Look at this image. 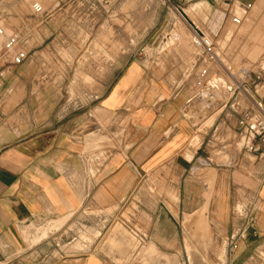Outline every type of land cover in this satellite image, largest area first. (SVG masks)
Here are the masks:
<instances>
[{
    "label": "crops",
    "instance_id": "crops-1",
    "mask_svg": "<svg viewBox=\"0 0 264 264\" xmlns=\"http://www.w3.org/2000/svg\"><path fill=\"white\" fill-rule=\"evenodd\" d=\"M56 1L50 11L32 9L15 32L8 34L0 26L19 42L7 52L0 37V264H119L133 259L130 236L153 243L157 253L165 255L175 249L169 244L179 245L175 229L184 225L181 218L209 204L204 193L212 179L211 219L218 229L230 227L225 177L233 168L242 171V196L248 198L249 207L235 225L242 250L231 260L244 259L245 245L264 240V156L245 151L238 126L247 110L255 107L254 101L246 95L244 107L239 93L225 114L224 123L238 143L226 138L214 143L213 127L202 132L193 117H187L201 102L194 88L196 59L183 74V60L169 59L161 62L163 68L157 65L159 70L148 60L127 61L118 69L110 62L113 79L103 93L84 100L77 92L64 103L62 85L85 78L57 74L46 56L78 48L70 37L83 34L87 19L79 13L89 1ZM245 1L252 7L241 14L240 26L250 19L251 35L258 37L252 50L259 54L250 68L263 73V81L253 86L251 94L264 105V0ZM254 5L257 10L251 13ZM241 10L236 6L234 12ZM57 13L61 23L53 28ZM182 14L187 17V12ZM18 51L28 56L15 65L12 59ZM176 83L181 88L174 89ZM177 175L180 179L173 181ZM151 179H167L164 186L169 190L155 205L147 191ZM129 208L149 224L140 230L121 219ZM118 227L123 230L114 233ZM247 230L254 234L253 242L245 238ZM83 233L92 240H82ZM225 233L229 235L228 230ZM73 243L80 247L64 248ZM117 243L127 247L117 251ZM147 246L140 250L143 256H148Z\"/></svg>",
    "mask_w": 264,
    "mask_h": 264
},
{
    "label": "rangeland",
    "instance_id": "rangeland-1",
    "mask_svg": "<svg viewBox=\"0 0 264 264\" xmlns=\"http://www.w3.org/2000/svg\"><path fill=\"white\" fill-rule=\"evenodd\" d=\"M36 1L40 2L43 9L47 11L52 10L58 4L56 0ZM88 1L83 5L86 10L79 13H84V18L87 19V22L84 23L83 34L70 37L71 43H76L78 48L72 51L62 49L52 51L49 56H46L47 59H50L49 62L52 63L53 71L56 70L57 74L85 78L82 82L74 80V83L62 85L64 103L65 98L73 99L77 92L81 93L84 100L94 93H103L113 79V72L108 68L110 62H114L118 69V65L133 60L153 61L157 67L158 64L161 66V62L164 60L180 59L185 63V66L180 70L182 74L186 73L197 58V52L191 44L192 35L202 33L212 39L221 61L202 67L209 71L210 84L214 86L211 87L214 98L202 100L201 102L197 101L194 107L195 111L191 108L189 114L186 112L187 117H193V123L202 132L209 127H213L211 136L213 141H216L214 143L220 140L223 141L224 138L238 143L235 133L228 128V122H224L225 114H228L234 97L240 93V103L247 107L245 97L251 94L254 86L248 83L247 92L249 94L242 88H238V84L241 82L238 78L240 68L250 67V62L255 61L259 54H253L252 46L255 43L254 41L258 40V37L251 35L250 19L236 28L230 23L228 16L224 15L228 9L227 6L215 5L210 0H117L110 6L102 5L99 0ZM256 10L257 6L254 5L251 13ZM31 11V0H0V26L8 34L15 32L16 28H22V24L27 21L28 14ZM181 12H187V17L181 15ZM251 13H249V17ZM12 14L16 16L15 19L12 18ZM80 17L83 16L80 15ZM186 18H189L194 24L192 22L190 24ZM52 19L51 27L58 28L61 23L58 13ZM74 32L72 31L73 34ZM59 43L63 44L62 41H59ZM219 49H221V52H219ZM158 68L155 69L159 70ZM117 73L116 76H118ZM88 76L94 77L99 84L93 82ZM106 81L109 83L103 85V82ZM174 86V89L181 88L180 83H176ZM195 90L199 92L197 89ZM53 93L55 94L54 90ZM59 98L57 99L59 100ZM212 118H214L213 121H211ZM204 127L206 128L204 129ZM215 131L216 133H214ZM222 163L226 164L223 159ZM233 170L234 168L225 177L228 187L227 199L229 200L228 223L230 227L228 229H218L211 219L210 208L213 205L210 202L214 198V181L212 179L211 184H209L210 189L204 193L206 202L208 203L210 200L209 204H206L191 216L185 215L184 219L181 218L184 225L175 229H178L179 232V245L167 243L171 247H175L172 252L165 251L166 253L163 252L165 255H160L157 251L149 254V256H143L140 254V250L143 246L148 245L147 242H139L135 236L131 237L126 232V235L131 237L129 239L132 242L128 246L131 248L133 259L117 261V263L264 264L263 239L254 245H245L244 259L240 261L231 260L242 250V246L239 244V234L241 233L238 232L239 228L235 225L239 221L238 218L245 214V209L249 207L248 198L242 196L241 185L244 183L242 171L240 169L238 172ZM192 174L198 175L197 172L193 171ZM172 178L173 181L180 179H178V175L172 176ZM166 183L167 179H151L148 181L149 202L155 205L159 200H165L164 196L169 191L164 186ZM196 191L198 190L196 189L193 192ZM137 200L140 201V197ZM155 200L157 201L155 202ZM239 204H244L241 205L243 207L241 213L237 210ZM138 210H140L139 207ZM120 215L121 219L124 217L126 220L133 222V226L136 225L135 227L140 228V230L141 225L149 224L144 216L142 217L140 213L130 210V208L126 213L122 212ZM120 229V227L116 228L114 233ZM227 230L229 235L225 233ZM244 236L250 242L254 241V234H250L248 230ZM81 237L85 241L92 240L88 234L83 233ZM77 245L78 243H73L64 248L68 250L76 248ZM124 246L127 247L123 243H117L115 249L121 251L125 248ZM135 253L139 255H134ZM187 253L189 260L186 258Z\"/></svg>",
    "mask_w": 264,
    "mask_h": 264
},
{
    "label": "built area",
    "instance_id": "built-area-1",
    "mask_svg": "<svg viewBox=\"0 0 264 264\" xmlns=\"http://www.w3.org/2000/svg\"><path fill=\"white\" fill-rule=\"evenodd\" d=\"M115 1L116 0H99V2L105 6H110ZM210 2L215 5L227 6L228 9L226 12H228V15L231 17V23L236 27L240 26L243 22L241 14L246 13L252 7V4L245 0H210ZM236 6L241 7V13L234 12ZM32 9L35 13H42L44 11L39 3H33ZM0 37L4 39V48L7 52L14 51L19 43L15 36L6 35L1 28ZM191 44L193 49L197 52V69L194 74V88L199 91L197 97L201 101L211 100L214 98L211 87L214 86L210 84L209 71L202 67L221 61L218 57L217 48H215L212 39L202 33L193 34ZM27 56L26 52L18 51L14 54L12 61L15 65H20L27 59ZM238 78L241 80L240 84H238V88H242L247 92L248 83L254 85V87L260 85L263 81V73L262 71H255L250 67H241ZM249 96L250 99L254 101L255 107L253 109H248L239 119V135L244 141V149L247 153L264 156V105L257 99L255 93L253 95L249 94Z\"/></svg>",
    "mask_w": 264,
    "mask_h": 264
},
{
    "label": "bare ground",
    "instance_id": "bare-ground-1",
    "mask_svg": "<svg viewBox=\"0 0 264 264\" xmlns=\"http://www.w3.org/2000/svg\"><path fill=\"white\" fill-rule=\"evenodd\" d=\"M194 6H196V5H194ZM183 15V14H182ZM185 15V14H184ZM195 29V28H194ZM218 57H219V53H218ZM220 60V59H219ZM224 64V63H223ZM76 244V243H75ZM78 245H79V243H78ZM76 247H78V246H76ZM80 247V246H79ZM156 247H155V245L153 244V243H150L144 250L147 252V254H148V256H149V254H152V253H154V252H157V250L155 249Z\"/></svg>",
    "mask_w": 264,
    "mask_h": 264
}]
</instances>
